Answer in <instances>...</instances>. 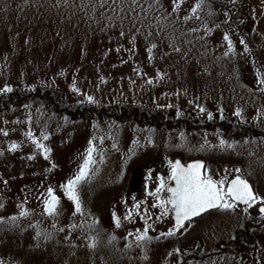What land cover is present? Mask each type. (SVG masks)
Wrapping results in <instances>:
<instances>
[{
	"label": "rangeland",
	"instance_id": "1",
	"mask_svg": "<svg viewBox=\"0 0 264 264\" xmlns=\"http://www.w3.org/2000/svg\"><path fill=\"white\" fill-rule=\"evenodd\" d=\"M130 2L105 0L101 7V0H0V88L40 91L26 104L4 103L12 91L0 92V264H180L184 259L186 264H264V216L257 205L247 213L246 205L219 208L181 232L161 236L172 227L173 212L161 216L159 203L168 199L170 162L176 160L204 161V173L223 179L225 187L239 174L264 196V86L256 82L264 62L253 64L235 27L239 22L251 43L264 50V0H204L195 12L197 0H177L176 12L172 0H160L162 11L154 0H138L144 11L133 12ZM152 43L157 48L150 59ZM46 92L61 109L143 105L149 118L156 112L191 124L168 129L72 118L41 99ZM221 122L233 125L228 137L247 127L256 135L227 138L220 128H206ZM28 131L50 149L47 158ZM13 143L19 146L11 149ZM90 146L96 163L78 185L82 211L76 212L61 185L76 174ZM49 186L60 198L55 216L43 210ZM248 220L255 227L247 262L234 254L199 262L191 257L211 254ZM146 225L154 239L136 241Z\"/></svg>",
	"mask_w": 264,
	"mask_h": 264
},
{
	"label": "snow or ice",
	"instance_id": "2",
	"mask_svg": "<svg viewBox=\"0 0 264 264\" xmlns=\"http://www.w3.org/2000/svg\"><path fill=\"white\" fill-rule=\"evenodd\" d=\"M105 0H101V7H103ZM230 2L234 3L235 0H230ZM123 3V0H122ZM156 5H159L158 10H163V5L160 4V0H154ZM204 6V0H197L195 7L193 8V12L197 9H200ZM95 7V6H94ZM136 7H141L138 3V0H131L129 5V10L135 11ZM153 8V4H149V9ZM123 10V8H121ZM141 10L144 9L141 7ZM177 11V0H172V12ZM171 15V13H168ZM160 18L166 19V16H162ZM185 20L189 19V17L185 16ZM139 32V29H136ZM190 31H197L196 29H192ZM209 31L206 29V32ZM121 36H124L125 33L123 31L120 32ZM151 37L152 33L148 32L147 34ZM132 41H135L136 36L131 37ZM223 39L227 41L228 49L231 51L233 49V42L228 33H225ZM240 43L244 46L245 51H249L247 44L241 39ZM172 51L180 52V48L174 46L172 44L169 45ZM157 48L155 43H152L147 51L149 53V58L151 59L152 50ZM119 50V49H118ZM228 53L226 52L225 55ZM159 76L160 73L158 72ZM103 79V78H101ZM256 82L259 85L264 86V73H262L259 69L256 70ZM148 83H152V80L149 79ZM12 91L11 87L5 85L3 88H0V92H10ZM87 99L92 102L93 97L88 96ZM170 106V105H169ZM200 107V106H198ZM200 111L203 112L205 109L200 107ZM241 110H236V115H240ZM209 119L212 118V113H208ZM7 133H5L6 135ZM26 135L29 138L33 139V142L36 143L37 147L42 148L45 157L47 158L48 152L50 149L41 144L38 140L33 137L31 131H28ZM47 139L45 135L43 137ZM91 145V141L89 142ZM221 145L225 144L224 140L220 141ZM19 145L13 143L10 145L11 149L17 148ZM115 147V145H113ZM231 147V145H229ZM93 148L90 146L87 149V156L84 158L83 163L80 165L76 174L67 180L66 185H61L64 188L65 195L73 201L75 205V211L81 212L82 205L81 200L78 195V185L81 181L89 178V168L91 165L95 164L96 161L93 159L92 153ZM31 158V157H30ZM55 165H53L54 167ZM203 166L202 161H193L189 163L187 166L181 164L179 160H176L174 163L170 162L171 172L169 179L175 181L174 186H169L167 191L171 193L167 200L159 201L160 207L162 209L161 216L168 215L169 211L174 213V223L172 227H170L167 232L161 233V236H172L177 232H181L186 228V226L191 225L193 218L200 216L202 213H205L208 209L212 208H220V209H233L237 206V203H243L247 207H245L244 211L247 213L248 208H251L253 205L258 206L259 214L264 216V196H260L255 193L251 185L248 183L246 179H243L241 175H235L225 187V181L223 179L216 181L210 175H206L201 171ZM236 173L240 172V169H235ZM164 187L163 180L161 181V186L156 189V192L159 193ZM48 198L44 200V212L48 215L55 216L58 215L57 206L59 204V197L54 194V190L51 186L47 188ZM167 205H171V209L167 207ZM155 206V205H154ZM3 207V205H0ZM21 216L26 215L25 211L20 212ZM160 217H157L159 219ZM10 219L15 220L16 217H11ZM114 222L117 227L120 226L119 219L113 216ZM4 217H0V221H3ZM95 223V221L93 222ZM55 227V226H53ZM70 227L75 228L76 225H70ZM148 226H145L144 231H139L136 235L135 239L138 242H147L154 239V237L148 235ZM63 231V229H59ZM49 235L45 234L44 239H49ZM67 239V237H66ZM110 239H115V237H111ZM90 247H95V238H93L92 243L89 245ZM175 251L179 252V249ZM171 255V253H169ZM147 257H145L146 259Z\"/></svg>",
	"mask_w": 264,
	"mask_h": 264
},
{
	"label": "trees",
	"instance_id": "3",
	"mask_svg": "<svg viewBox=\"0 0 264 264\" xmlns=\"http://www.w3.org/2000/svg\"><path fill=\"white\" fill-rule=\"evenodd\" d=\"M232 12L235 10H231ZM230 12V10H229ZM236 31L241 34L242 39L244 42L247 44L248 48L250 49V52H252L251 56L253 57L255 63L259 67L261 64L264 62V50L262 51L259 50L258 47H255L254 44L251 43L250 36H249V31L246 28H243L242 25L238 22L236 25ZM247 33V34H245ZM243 34V35H242ZM247 37H245V35ZM261 69H264V67H261ZM36 94H31L29 91L23 90L22 93L20 91H12L10 92L7 96L8 100H5L4 103H14V102H20L21 104H26L29 102H34L35 99H37L38 95L37 93H40L39 89L36 90ZM45 96H42L41 99L45 98L46 103L54 106L56 108L55 110L59 113H65L67 115H70L72 118L80 117L79 119H85V118H96V119H113L114 121L125 124L127 122L133 121L137 123L138 125H149V126H155L156 128H161V127H166V128H171V126L174 128L178 127L177 125H180L182 123L183 126H186L190 128L191 122L188 120L184 119H174V118H165L164 116L159 115L156 112H152V116L149 118V113L146 111V109H143V105H138L135 107L130 108L129 106H121L117 108V105H111L109 108L105 107L102 110H97L95 107L87 106V105H79L75 106V108H63L61 109L58 104H55L53 100L49 97L48 92H46ZM40 95V94H39ZM2 94H0V103L3 100ZM37 96V97H36ZM264 97V96H263ZM48 100V101H47ZM264 104V100H262ZM115 109V110H114ZM192 126V125H191ZM211 126H218L222 132H224V136L227 138H232L234 137H244L247 136V133L250 132L252 133L253 131L250 129V127H247L244 133H234L228 137V132L231 131L232 129V124L221 122L220 124H214ZM194 127V125L192 126ZM249 134V133H248ZM254 135H256L255 132H253ZM255 225L250 222L249 220L246 222L245 226L243 229H238L235 232L234 238L228 242H218L215 245L214 251L209 254L205 255L204 257H197V256H191L194 257L195 259L198 258L196 262H199L204 259H214L215 257H221L224 255L228 254H234V255H240L243 253L247 247L250 246L251 244V237H250V231L253 229ZM197 248H200L198 246ZM189 257V258H191ZM188 261L184 259L183 262H180V264H186ZM253 263V261H252Z\"/></svg>",
	"mask_w": 264,
	"mask_h": 264
},
{
	"label": "water",
	"instance_id": "4",
	"mask_svg": "<svg viewBox=\"0 0 264 264\" xmlns=\"http://www.w3.org/2000/svg\"><path fill=\"white\" fill-rule=\"evenodd\" d=\"M180 161V160H179ZM194 161H200V160H194ZM181 162V161H180ZM191 162H193V161H191ZM191 162H189V163H191ZM203 162V161H202ZM189 163H187V164H183L182 162H181V164H183L184 166H187ZM204 166H205V163L203 162V166H202V169H201V171L203 172V169H204ZM249 183V182H248ZM174 184H175V181H173V185L172 186H174ZM250 184V183H249ZM251 185V184H250ZM251 188H252V186H251ZM252 190H253V188H252ZM254 191V190H253ZM171 195V193H169L168 192V197ZM239 203V202H238ZM239 204H242V205H244L243 203H239ZM171 206V205H170ZM214 209H217V208H212V209H208L206 212H209V211H211V210H214ZM205 212V213H206ZM205 213H202L201 215H203V214H205ZM200 215V216H201ZM200 216H198V217H200ZM195 218H197V217H194L193 219H195ZM173 223H174V213H173Z\"/></svg>",
	"mask_w": 264,
	"mask_h": 264
},
{
	"label": "flooded vegetation",
	"instance_id": "5",
	"mask_svg": "<svg viewBox=\"0 0 264 264\" xmlns=\"http://www.w3.org/2000/svg\"><path fill=\"white\" fill-rule=\"evenodd\" d=\"M210 125H212V124H209V126L208 127H206L207 129H209L210 128ZM198 127V126H197ZM197 127H193V128H197ZM200 128V127H199ZM217 128H219L218 126H212V128H210L209 130H215V129H217ZM206 129V130H207ZM138 175V174H137ZM140 179V178H139ZM138 182H139V187H140V190H141V186H140V180H138ZM135 187H136V185L133 183L132 185H131V189L132 190H134L135 189Z\"/></svg>",
	"mask_w": 264,
	"mask_h": 264
}]
</instances>
